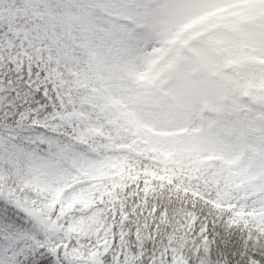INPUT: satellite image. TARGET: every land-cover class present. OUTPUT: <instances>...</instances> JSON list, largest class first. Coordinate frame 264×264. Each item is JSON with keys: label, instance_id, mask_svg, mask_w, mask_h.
<instances>
[{"label": "snow or ice", "instance_id": "1", "mask_svg": "<svg viewBox=\"0 0 264 264\" xmlns=\"http://www.w3.org/2000/svg\"><path fill=\"white\" fill-rule=\"evenodd\" d=\"M0 264H264V0H0Z\"/></svg>", "mask_w": 264, "mask_h": 264}]
</instances>
